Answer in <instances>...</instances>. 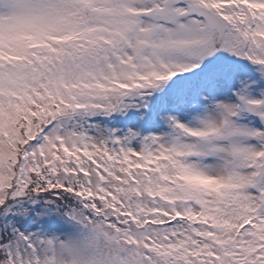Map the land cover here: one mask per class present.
Wrapping results in <instances>:
<instances>
[{
    "label": "snow or ice",
    "instance_id": "obj_1",
    "mask_svg": "<svg viewBox=\"0 0 264 264\" xmlns=\"http://www.w3.org/2000/svg\"><path fill=\"white\" fill-rule=\"evenodd\" d=\"M0 264H264V0H0Z\"/></svg>",
    "mask_w": 264,
    "mask_h": 264
}]
</instances>
